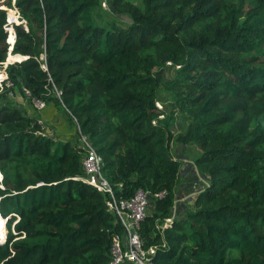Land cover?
<instances>
[{"label": "trees", "instance_id": "trees-1", "mask_svg": "<svg viewBox=\"0 0 264 264\" xmlns=\"http://www.w3.org/2000/svg\"><path fill=\"white\" fill-rule=\"evenodd\" d=\"M108 1L127 27L96 21L102 0H0V71L9 39L11 58L25 59L6 68L8 80L67 114L116 198L163 194L141 227L154 264H264V0ZM3 86L0 264H110L124 228L81 179L78 138L48 136ZM176 115L188 120L177 135ZM175 139L200 148L206 180L176 216Z\"/></svg>", "mask_w": 264, "mask_h": 264}, {"label": "built area", "instance_id": "built-area-1", "mask_svg": "<svg viewBox=\"0 0 264 264\" xmlns=\"http://www.w3.org/2000/svg\"><path fill=\"white\" fill-rule=\"evenodd\" d=\"M42 57L41 59H43ZM4 65V64H3ZM9 86L10 81L0 75V87ZM24 93L30 98L29 91L24 89ZM32 99V104L37 111L47 108L44 101ZM157 107L160 108L157 103ZM78 145L84 152L83 169L84 175L81 178L88 185L95 188L98 192L107 196V206L109 210L116 215L124 228V234L116 237L113 241L110 264H154L153 256L156 253L155 247L146 248L141 237L142 223L150 214L154 200L161 199L163 194L152 196L149 192L139 190L130 200H119L115 196L113 186L103 175V162L96 149L88 137L79 133ZM183 170V167H182ZM197 185L196 182H193ZM202 187V181L199 187H194L191 192L196 194ZM178 209L174 208L173 213L176 216ZM176 212V213H175ZM168 222L170 220H167Z\"/></svg>", "mask_w": 264, "mask_h": 264}, {"label": "rangeland", "instance_id": "rangeland-1", "mask_svg": "<svg viewBox=\"0 0 264 264\" xmlns=\"http://www.w3.org/2000/svg\"><path fill=\"white\" fill-rule=\"evenodd\" d=\"M139 8H143V4L141 0H129ZM94 16L96 18V21L98 23H101L105 26L109 25H115L119 28H125L131 23V18L126 15H120L116 13V11L111 7L110 3L108 0H102L101 7L98 8L94 12ZM9 20V18H8ZM9 22V21H8ZM10 24V22H9ZM11 24L9 25L8 29H10ZM8 34L10 35V31H8ZM11 49V47H10ZM14 56V55H13ZM11 58L10 53L8 54L7 61L4 63V65L1 66L2 71H0V75L4 76L6 78V68L14 64L16 62H19L17 57ZM9 60V61H8ZM162 77L163 78H172L174 75L173 67L171 65L167 66L165 69L161 71ZM8 76V75H7ZM6 89H8V93L6 95V101L9 102L12 106L22 110L23 112L28 114V111L31 109V99L21 90H19L13 83H9V86L6 85ZM169 97L168 95L164 92L161 91L158 96V101L157 103L159 104L160 108H158L160 111L163 112V115H160V117L165 118V115L168 116L170 115L171 108L169 104ZM49 106V108H48ZM47 110L44 112L45 114H48L49 119L52 120V124H61L62 128L64 130L71 131L76 130L75 134H69V137L73 138V141L78 138V131L74 124L70 122V120L67 117V114L63 111L58 109L56 106L53 104L48 105ZM35 110V109H34ZM44 111V110H42ZM41 111V112H42ZM187 118L182 116V115H176L173 120V127H172V132L177 135L180 132L185 131L186 129V123H187ZM78 140V139H77ZM172 154L175 158L180 159L183 163V170H182V175L181 178L178 182V184L175 187L176 195H177V200H176V209H184L187 205L189 204V198L191 199L194 195H192L191 190L194 187H199V184L202 181V185L206 182L205 178L202 176L200 171L198 170L197 166L195 165V159L198 157V155L201 153V150L199 147H189L186 148L182 144L178 143L175 139L172 143ZM193 182H196L197 185H194ZM185 199V200H183ZM189 201V202H188ZM153 209V207L150 209V211ZM176 213V212H175ZM178 213H176L177 215ZM7 233L8 229L6 228ZM6 233V236H7Z\"/></svg>", "mask_w": 264, "mask_h": 264}, {"label": "crops", "instance_id": "crops-1", "mask_svg": "<svg viewBox=\"0 0 264 264\" xmlns=\"http://www.w3.org/2000/svg\"><path fill=\"white\" fill-rule=\"evenodd\" d=\"M30 107H31V109L28 111V115L34 116L41 121V123L46 127V134L48 136H50L56 140H73V138L69 137L68 135L69 134H75L76 130H73V132L71 133V131L64 130L60 123L53 125L52 120L49 119V117H48L49 113H47V114L44 113L49 108V106L47 109H45L42 112H38V111L34 110L32 105ZM74 128H75V126H74ZM183 200H185V199H183ZM188 200L190 201V198Z\"/></svg>", "mask_w": 264, "mask_h": 264}, {"label": "bare ground", "instance_id": "bare-ground-1", "mask_svg": "<svg viewBox=\"0 0 264 264\" xmlns=\"http://www.w3.org/2000/svg\"><path fill=\"white\" fill-rule=\"evenodd\" d=\"M6 233L7 232L3 230V226L0 225V241H4Z\"/></svg>", "mask_w": 264, "mask_h": 264}, {"label": "clouds", "instance_id": "clouds-1", "mask_svg": "<svg viewBox=\"0 0 264 264\" xmlns=\"http://www.w3.org/2000/svg\"><path fill=\"white\" fill-rule=\"evenodd\" d=\"M16 13L18 14V12L16 11ZM18 17H19V15H18ZM9 21V20H8ZM10 25V24H9ZM13 28V27H12ZM10 29H8V31H9ZM13 31H14V29H13ZM15 33V32H14ZM15 43V42H14ZM8 44H9V46L11 47V45H10V43H9V39H8ZM13 46H14V44H13ZM13 46H12V48L10 49V54H12V50H13ZM7 221V220H6ZM6 228H7V222H6ZM6 238H7V236L5 237V239H4V241H0V243H3V242H5L6 241Z\"/></svg>", "mask_w": 264, "mask_h": 264}, {"label": "water", "instance_id": "water-1", "mask_svg": "<svg viewBox=\"0 0 264 264\" xmlns=\"http://www.w3.org/2000/svg\"><path fill=\"white\" fill-rule=\"evenodd\" d=\"M25 58H23L21 61H23ZM21 61H19V62H21Z\"/></svg>", "mask_w": 264, "mask_h": 264}]
</instances>
